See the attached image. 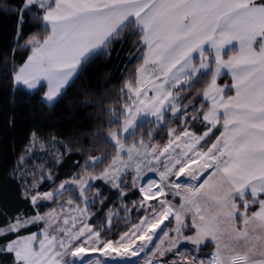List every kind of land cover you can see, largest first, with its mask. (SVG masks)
I'll return each instance as SVG.
<instances>
[{
    "label": "snow or ice",
    "instance_id": "snow-or-ice-1",
    "mask_svg": "<svg viewBox=\"0 0 264 264\" xmlns=\"http://www.w3.org/2000/svg\"><path fill=\"white\" fill-rule=\"evenodd\" d=\"M32 9L34 23L46 26L47 34L42 39L32 35L19 45L18 31L16 43L30 48V54L11 74L15 85L27 89L46 82L48 102L70 85L82 64L106 52L125 30L140 34L142 62L134 80L121 89L127 92L121 127L108 134L115 154L101 173L65 181L43 194H31L37 184L28 185L26 173L19 177L25 182L24 196H30L34 207L61 195L69 183L78 188L79 202L74 205L72 198L67 202L64 226L56 234L48 231L55 210L18 216L6 228L0 227V235L46 220L42 238L37 233L18 237L0 246V252L14 254V264H169L159 258L177 250L182 241L199 251L210 240L215 247L207 260L185 255L171 264H264V0H23L21 24L24 12ZM226 46H230L227 58ZM222 70L231 75L230 85L217 83ZM202 75L208 79L197 96L202 95L206 106L202 103L190 117L201 120L202 134L188 128L175 134L169 129L175 138L162 149L146 144L143 137L125 143L141 114L153 117L158 126L168 109L173 117L183 111L188 120L187 111L194 103L189 100L181 107L187 99L181 90L191 88ZM218 126L223 130L205 149L202 142ZM148 135L151 138L153 133ZM103 159L93 157L89 163L95 166ZM129 168L135 171L132 187H138L142 196L139 210L144 215L116 236L111 234L112 211L107 214L108 224L89 221L94 215L89 205L96 201L87 192L90 181L102 180L125 196L127 184L122 186L120 180ZM145 170L158 179L138 183ZM185 177L187 181L180 182ZM93 195L102 192L98 189ZM168 196L179 197L180 203L174 204ZM252 205L258 209L249 213ZM122 207L127 216V205ZM173 219L174 227L165 230V221ZM186 229L193 234L184 235ZM158 230L163 233L160 242L141 258ZM241 240L243 245L238 243Z\"/></svg>",
    "mask_w": 264,
    "mask_h": 264
},
{
    "label": "trees",
    "instance_id": "trees-1",
    "mask_svg": "<svg viewBox=\"0 0 264 264\" xmlns=\"http://www.w3.org/2000/svg\"><path fill=\"white\" fill-rule=\"evenodd\" d=\"M22 4L23 0H0V227L20 213L43 212L54 203L45 201L34 207L23 195L22 183L14 174L17 159L33 133L41 138H55L62 152L60 161L50 166L52 181L42 182L40 190L48 191L63 180L82 173L85 168H90L89 161L93 157H104L90 168L95 172H100L110 162L115 149L107 134L120 127V112L127 98V93L121 89L126 81L134 80L135 69L142 62L143 54L140 34L125 30L106 52L96 54L80 66L70 85L55 101L46 103L42 97L44 85L29 91L15 85L11 74L14 67L18 69L26 60L30 51L19 45H24L32 35L42 39L47 34L46 26L41 28L34 23V9L24 12L21 24L19 9ZM18 31L19 45L16 43ZM207 79L202 75L191 88L185 86L186 90H181L187 96L181 106L202 92ZM219 83L229 85L230 77L222 75ZM193 123L196 124L191 121V125ZM150 129L155 130L150 138L152 141L160 129L153 121L138 124L126 141L137 136L148 139ZM196 129L201 131L204 127L201 124ZM220 130V126L215 128L206 142H212ZM92 187L101 188L106 195L98 215L117 197L118 191L102 180H96ZM133 196L141 198L135 188ZM38 228L37 224H32L16 233L0 235V245ZM126 229L127 225L121 221L111 225L114 235ZM12 260L11 253L0 252V262L10 264Z\"/></svg>",
    "mask_w": 264,
    "mask_h": 264
},
{
    "label": "rangeland",
    "instance_id": "rangeland-1",
    "mask_svg": "<svg viewBox=\"0 0 264 264\" xmlns=\"http://www.w3.org/2000/svg\"><path fill=\"white\" fill-rule=\"evenodd\" d=\"M192 101L194 103V108L188 109V111H187V115L189 117L188 120H184V112L183 111L179 112L175 117H173L171 115L170 109H168L165 111L166 119L160 125L158 135L156 136V138L154 140L150 141V137H147L148 139H145L143 136H137L135 138L129 139L128 141H125V143L127 145H130L133 143L134 140L139 141L141 139V137H143L146 144L156 145L158 148L162 149L168 143L169 139L175 138L174 135L173 136L169 135V129L175 130V134H179L184 128H188L190 131H192L194 133L202 134L205 131V127L203 125H202L204 127L203 130L197 131V129H196L202 124L201 120H196L195 121L196 124L193 123L191 125L192 120L190 119V117L197 114L195 112V109H200L202 106V102L204 103V101L202 100V98L200 96L199 97L196 96L194 99H192ZM181 107H183V106H181ZM122 108H123V106H122ZM121 111H122V109H121ZM119 118H120V127H121V121L123 120V116H120ZM201 119H202V116H201ZM143 121H153L154 122V118L147 116V115H144V114H141L137 117L136 126ZM199 123H201V124H199ZM120 127L117 129H114V130H119ZM135 129L133 131H135ZM154 131L155 130L150 129L147 132L154 133ZM213 131H214V129H213ZM108 134H107V137L109 139ZM129 135H131V134H128L127 137ZM214 141H215V139L212 142H214ZM57 142L58 141L55 138H51V137L50 138H41V137H37L33 133L31 135V140L29 141L28 145L25 147L23 153L17 159V163H16V166L14 169V174L19 178L22 173H26L27 174L26 175L27 184L28 185L37 184V187L32 189L31 194H35L37 191L40 194H43L46 191L38 189L40 184L44 181H52V175L50 173V166L52 164L58 163L60 161L61 155H62L60 145ZM212 142H209V143L202 142V147H204L206 149V147L208 145H210ZM92 166H93V164L90 163V168ZM106 166H104V168ZM90 168H85V171H83L82 173L76 174L69 179L63 180L62 182L58 183L56 185V187H54L48 191H53V190L57 189L59 187V185L65 181L70 182L73 179H79L81 176H87L89 174L98 175L104 169L103 168L100 172H95V171L90 170ZM134 176H135V171L133 168H129L124 173H122V178L120 180V183L122 186L124 184H127V188L124 189L126 192V195L121 197L119 195V192H118L117 197H115L110 202L109 206L105 209V211L99 213L98 215H96V214L100 210L101 205L105 202L106 195L103 194L101 188H99V187L94 188L91 186L88 189L87 196L89 197L90 200L94 199L96 201L95 203L89 205V211L91 213H94V215L90 216L88 219L93 225H95L98 221L101 223H104V224H108V215L107 214L109 211H112L114 213L113 216L111 217V225L117 221H121L122 223H125L127 225V229L125 231H127L131 227L132 223H138L139 222V217H142L144 215V212L139 210V203L142 199V196L138 190V187L135 189L137 190V192L139 193V196L141 198L135 199L133 196L134 188L132 187V180H133ZM49 177H51V179ZM148 179H158V176L155 173H150V172H147L145 170V175L139 179L138 183L146 184ZM172 179H179V178L173 177ZM20 181L22 183V192L24 195V184H25V182L21 179H20ZM186 181H180V182L183 183ZM94 182L95 181H90V184L92 185V184H94ZM98 189L101 190L102 195H100L99 197H94L93 194ZM76 197H78V188L69 183L66 186L65 190H63L61 195L56 196V197H54L53 200H51L54 202L52 206L48 207L43 212H38L39 214L44 215L46 213H49L51 210H55V213L57 214L55 217V222L48 225V231L51 234H56V229L58 227L64 226L63 220L69 212V206H68L67 202L69 201L70 198H72L74 200V205H75V203L79 202L78 200L75 199ZM249 197H250V193H249ZM261 198H264V195H262ZM29 199H30V196H29ZM168 199L176 205H178L180 203L179 197H176L175 199H173L172 196H168ZM45 201L46 200H41L38 203L45 202ZM47 202H50V201H47ZM101 202H103V203H101ZM147 203L148 204H158V201H149ZM125 204L127 205V216H126V210L124 209V207H122ZM62 205H63V207H62ZM80 206L83 207L84 205L81 204ZM257 209H258V205H252L249 209V213H251V211H255ZM36 214H37V212L35 214H31V215H26V214L20 213V214L16 215L10 221L15 222V218L18 216L32 217V216H35ZM125 216H126V218H125ZM68 218H69V226H70L71 225L70 216ZM190 222L191 221L189 218L188 223H190ZM8 223L2 227L6 228ZM46 223H47L46 220H42V221L33 223V224H37L39 226V228L37 230H35L31 233L18 235L14 239H17L18 237H25V236L31 235L32 233H37L38 237L42 238V236H40V233L43 229H45ZM165 225L167 226L165 228V230H168V229L174 227V219L171 222L165 221ZM238 226L242 227V225H240L239 222H238ZM121 233H119V234H121ZM111 234H112V232H111ZM119 234H116V236H118ZM191 234H193V233L187 229L184 231V235H191ZM162 235H163V233L160 232L159 234H157L155 236V239L153 240L151 247L149 248L147 253H145V255H147L150 252V249L152 247H154L156 243L160 242ZM172 235L174 236L175 233H172ZM14 239H12V240H14ZM12 240H10V241H12ZM10 241L3 243L0 246L6 245ZM38 242H39V240H37L35 243L38 245ZM238 243L240 245H243V240L239 241ZM164 246L167 247L168 246L167 243H165ZM214 247H215L214 243L209 240V241H206L205 245L201 246L199 251H195L194 246L190 242H183L182 241L181 244L177 246V250H175L172 253H168L166 257L159 258V259L160 260L167 259L168 261L172 262L173 260H177V261L182 260L185 255H188L189 258H191V256L194 255L198 259L207 260L210 257L212 251L214 250ZM12 255H13V260L10 264H14V254H12ZM144 256H142L141 258H143ZM254 258L258 259L259 257L257 256ZM0 264H4V263L0 262Z\"/></svg>",
    "mask_w": 264,
    "mask_h": 264
},
{
    "label": "crops",
    "instance_id": "crops-1",
    "mask_svg": "<svg viewBox=\"0 0 264 264\" xmlns=\"http://www.w3.org/2000/svg\"><path fill=\"white\" fill-rule=\"evenodd\" d=\"M25 43H26V42H25ZM234 44H235V42H233V45H234ZM205 47L207 48V46H205ZM229 47H230V46H226V48H225V58H227V52H228ZM29 50H30V48H29ZM29 54H30V51H29ZM29 54H28V55H29ZM194 56H196V60H195V62L198 63V60H199L198 54H194ZM25 61H26V60H25ZM25 61H24V62H25ZM24 62H23L20 66H22V65L24 64ZM18 68H19V67H18ZM78 70H79V69H78ZM78 70H77V72H78ZM222 71L224 72L225 75L229 76V77H230V80H231V75H230V74H227V71H226V70H222ZM76 74H77V73H76ZM76 74L74 75V77L76 76ZM74 77H73V78H74ZM73 78H72V79H73ZM219 78H220V77H219ZM219 78H218L217 83H218L219 85H221V86L226 85V84H220V83H219ZM231 82H232V81H231ZM230 84H231V83H230ZM230 84H229V85H230ZM40 85H44V93H43V95H42L43 100H44L46 103H52V102H48L46 99H44V94H45V92L47 91V84H46V82H43V81H42ZM40 85H39V86H40ZM21 86H23V85H21ZM39 86H38V87H39ZM23 87L26 88V86H23ZM38 87H37V88H38ZM37 88H36V89H37ZM26 89H27V88H26ZM36 89H28V90H29V91H33V90H36ZM201 93H202V92H201ZM228 94H234V92H230V93H228ZM200 97L202 98V95H201ZM54 101H55V100H54ZM202 103H203V102H202ZM204 104L206 105V102H204ZM222 130H223V129H222V127H221V130H220V131H222ZM219 133H220V132H219ZM219 133H218V135H219ZM218 135H217V136H218Z\"/></svg>",
    "mask_w": 264,
    "mask_h": 264
},
{
    "label": "bare ground",
    "instance_id": "bare-ground-1",
    "mask_svg": "<svg viewBox=\"0 0 264 264\" xmlns=\"http://www.w3.org/2000/svg\"><path fill=\"white\" fill-rule=\"evenodd\" d=\"M184 179L187 180V177H185ZM155 236H156V235H155ZM155 236L153 237V240L155 239ZM151 244H152V243H151ZM151 244H150L149 248L151 247ZM148 250H149V249H146V250H145V253H147ZM145 253H142V254H141V257L144 256ZM169 264H171V261H169Z\"/></svg>",
    "mask_w": 264,
    "mask_h": 264
},
{
    "label": "water",
    "instance_id": "water-1",
    "mask_svg": "<svg viewBox=\"0 0 264 264\" xmlns=\"http://www.w3.org/2000/svg\"><path fill=\"white\" fill-rule=\"evenodd\" d=\"M160 231L158 230V232L157 233H159Z\"/></svg>",
    "mask_w": 264,
    "mask_h": 264
},
{
    "label": "built area",
    "instance_id": "built-area-1",
    "mask_svg": "<svg viewBox=\"0 0 264 264\" xmlns=\"http://www.w3.org/2000/svg\"><path fill=\"white\" fill-rule=\"evenodd\" d=\"M181 181H183V180H181Z\"/></svg>",
    "mask_w": 264,
    "mask_h": 264
}]
</instances>
